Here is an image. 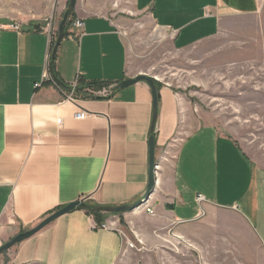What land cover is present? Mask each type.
Listing matches in <instances>:
<instances>
[{
	"label": "crops",
	"instance_id": "0c3cea01",
	"mask_svg": "<svg viewBox=\"0 0 264 264\" xmlns=\"http://www.w3.org/2000/svg\"><path fill=\"white\" fill-rule=\"evenodd\" d=\"M72 18L82 20L81 35L69 23L53 54L50 24L0 22V245L71 201L113 208L144 198L153 135L158 170L146 196L153 213L138 207L105 220L123 231L141 218L166 215L183 225L229 210L264 247V166L233 136L197 119L172 87L157 86L155 115L145 81L116 87L138 74L129 69L122 25L136 34L149 23L177 51L218 41L220 58L249 61L264 53V0H77ZM52 56L55 78L49 68L52 79H44ZM91 81L107 83L94 90L109 94L75 87V98H65L70 84ZM80 108L88 116L76 119ZM93 222L84 209L67 212L1 253L0 264H115L123 237L94 230Z\"/></svg>",
	"mask_w": 264,
	"mask_h": 264
},
{
	"label": "rangeland",
	"instance_id": "374dc122",
	"mask_svg": "<svg viewBox=\"0 0 264 264\" xmlns=\"http://www.w3.org/2000/svg\"><path fill=\"white\" fill-rule=\"evenodd\" d=\"M68 8L69 0H0V22L48 23L57 32ZM122 26L132 73H146L183 94L197 119L233 136L264 166V53L234 63L213 53L218 41L206 49L177 51L169 39L156 38L149 23L136 34ZM191 129L178 134L171 148ZM138 226L123 228L132 246L123 238L115 264H264V247L245 220L229 210L203 212L197 221L183 225L166 215L141 218Z\"/></svg>",
	"mask_w": 264,
	"mask_h": 264
},
{
	"label": "water",
	"instance_id": "95a60500",
	"mask_svg": "<svg viewBox=\"0 0 264 264\" xmlns=\"http://www.w3.org/2000/svg\"><path fill=\"white\" fill-rule=\"evenodd\" d=\"M77 0H69V8L64 11L62 15V19L60 20L58 24V35L57 38L54 42L53 49H52V54L55 52L60 40L64 36V26L66 24V21L68 19L70 10L74 9L76 5ZM155 78L152 76L146 74V73H138L132 77H129L127 79H123L120 82L117 83L116 87L117 89H123L125 87L131 86L139 81H145L151 91V97H152V105L154 109V115L156 114V105H157V88L155 84ZM148 147H149V174H148V182H147V188L144 193V197L148 196L151 190L154 187L155 184V175H154V165H155V157H154V137L151 135L148 139ZM141 204V200L136 201L135 203L131 205H120L113 207L111 209V212L113 213H121V212H126L135 209ZM85 207V201L84 199H79L75 201H71L67 203L66 205L54 210L47 216H45L43 219H41L39 222H37L35 225L32 227L19 231L16 233L13 237H11L9 240L5 241L0 245V253L8 250L15 244L29 238L30 236L34 235L36 232L41 230L43 227H45L47 224L58 218L59 216L70 212L74 209H80Z\"/></svg>",
	"mask_w": 264,
	"mask_h": 264
},
{
	"label": "built area",
	"instance_id": "2783aa9c",
	"mask_svg": "<svg viewBox=\"0 0 264 264\" xmlns=\"http://www.w3.org/2000/svg\"><path fill=\"white\" fill-rule=\"evenodd\" d=\"M70 24H71V26L73 28H75V32H74L73 35H75L76 37L80 36L81 33H82V27H83L82 20L80 18H72ZM13 27L18 28L17 25H14ZM49 57H50V53L47 54V60H49ZM49 68H50V64L47 67V71L45 70L43 72V78L44 79H48V78L52 79V77H49V72H48ZM76 86H77V82H74V83L69 85V88H70L69 92H65V98L66 99L75 98L73 96V93H74V88ZM87 90L89 92L93 93V94H96V93L101 94V95L109 94V90L105 89V88L101 89V90H94L92 88H87ZM73 116L76 119H83V118L88 116V112H86L84 109L80 108L78 111H76L74 113ZM60 122H61V119L58 118L57 119V123L59 124ZM156 170H158V165H154V175L156 174ZM196 200L200 203V202H202L204 200V198H203V196L201 194H197ZM140 207H143L144 210L147 213H151V214L153 213L152 208L147 203V197L146 198L144 197V198L141 199ZM92 227H93L94 230H114V231H117L125 239L126 243L129 244V246H132V243H130V241L127 238L126 234L117 226V224H116V222L114 220H112V221L104 220L101 223H97V222L94 221Z\"/></svg>",
	"mask_w": 264,
	"mask_h": 264
},
{
	"label": "trees",
	"instance_id": "16d2710c",
	"mask_svg": "<svg viewBox=\"0 0 264 264\" xmlns=\"http://www.w3.org/2000/svg\"><path fill=\"white\" fill-rule=\"evenodd\" d=\"M72 13H73V9L70 10L68 19L66 21V24L64 26V35L66 34V29L68 24L71 22V18H72ZM53 56L51 57V61H50V68H51V74L52 77H54V73H53ZM156 84V88L159 85V82L155 81ZM105 85H107V83L104 82H98V81H91V82H84L82 83L80 86L77 85L76 86V90H81V89H85V88H92V89H99L104 87ZM157 97H158V92H157ZM80 209H84L89 215H91L94 219L95 222L97 223H101L102 221H104L107 216L111 215V214H119V213H113L111 212V207H106V206H100V205H96V204H92V203H88L85 202V207L84 208H80Z\"/></svg>",
	"mask_w": 264,
	"mask_h": 264
},
{
	"label": "bare ground",
	"instance_id": "6f19581e",
	"mask_svg": "<svg viewBox=\"0 0 264 264\" xmlns=\"http://www.w3.org/2000/svg\"><path fill=\"white\" fill-rule=\"evenodd\" d=\"M155 37H156V38H161L162 35H161V34H158V35H155ZM139 206H140V205H139ZM136 208H137V207H136ZM136 208H135V209H136Z\"/></svg>",
	"mask_w": 264,
	"mask_h": 264
}]
</instances>
